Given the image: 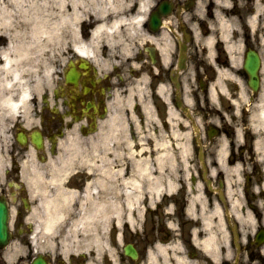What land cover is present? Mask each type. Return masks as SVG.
<instances>
[{"label": "flooded vegetation", "instance_id": "af4514ba", "mask_svg": "<svg viewBox=\"0 0 264 264\" xmlns=\"http://www.w3.org/2000/svg\"><path fill=\"white\" fill-rule=\"evenodd\" d=\"M0 225V264H264V0H0Z\"/></svg>", "mask_w": 264, "mask_h": 264}, {"label": "rangeland", "instance_id": "374dc122", "mask_svg": "<svg viewBox=\"0 0 264 264\" xmlns=\"http://www.w3.org/2000/svg\"><path fill=\"white\" fill-rule=\"evenodd\" d=\"M65 153H68V154H76L77 152L74 151L73 148H71V147H67V148L65 149ZM180 158H185V157H184V156H181Z\"/></svg>", "mask_w": 264, "mask_h": 264}, {"label": "water", "instance_id": "95a60500", "mask_svg": "<svg viewBox=\"0 0 264 264\" xmlns=\"http://www.w3.org/2000/svg\"><path fill=\"white\" fill-rule=\"evenodd\" d=\"M0 234H1V229H0Z\"/></svg>", "mask_w": 264, "mask_h": 264}]
</instances>
